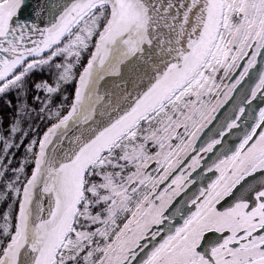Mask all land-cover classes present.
Here are the masks:
<instances>
[{
    "label": "snow or ice",
    "instance_id": "1",
    "mask_svg": "<svg viewBox=\"0 0 264 264\" xmlns=\"http://www.w3.org/2000/svg\"><path fill=\"white\" fill-rule=\"evenodd\" d=\"M0 264H264V0H0Z\"/></svg>",
    "mask_w": 264,
    "mask_h": 264
}]
</instances>
